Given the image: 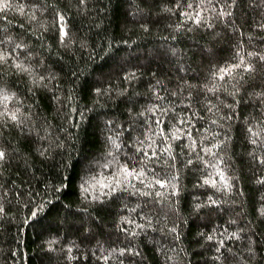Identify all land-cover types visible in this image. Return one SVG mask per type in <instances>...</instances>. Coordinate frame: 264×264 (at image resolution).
<instances>
[{
  "label": "trees",
  "instance_id": "obj_1",
  "mask_svg": "<svg viewBox=\"0 0 264 264\" xmlns=\"http://www.w3.org/2000/svg\"><path fill=\"white\" fill-rule=\"evenodd\" d=\"M0 54V264H264V0H11Z\"/></svg>",
  "mask_w": 264,
  "mask_h": 264
},
{
  "label": "snow or ice",
  "instance_id": "obj_2",
  "mask_svg": "<svg viewBox=\"0 0 264 264\" xmlns=\"http://www.w3.org/2000/svg\"><path fill=\"white\" fill-rule=\"evenodd\" d=\"M11 5V0H0V12H3L5 9L9 8ZM22 11V10H21ZM189 19H192V17H189ZM196 23H200V19H199V15H197L196 19H195ZM66 34V33H65ZM4 59V56L2 54H0V61H2ZM19 67V66H18ZM250 70V69H249ZM227 74V73H225ZM221 79H223V75H221L220 77ZM6 99V98H5ZM13 119H15V117L13 116ZM253 143H255V141H253ZM4 156L3 152H0V159H2ZM126 172V176H130L132 175L131 172ZM85 191H87V189H85Z\"/></svg>",
  "mask_w": 264,
  "mask_h": 264
}]
</instances>
